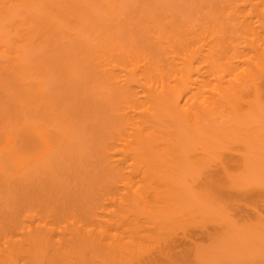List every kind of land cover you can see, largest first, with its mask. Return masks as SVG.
Returning <instances> with one entry per match:
<instances>
[{
  "label": "bare ground",
  "instance_id": "bare-ground-1",
  "mask_svg": "<svg viewBox=\"0 0 264 264\" xmlns=\"http://www.w3.org/2000/svg\"><path fill=\"white\" fill-rule=\"evenodd\" d=\"M68 1L75 2L74 6L67 4ZM54 2L56 0L52 4L57 7H54L52 18L40 20L41 18L38 17L42 16H39L41 10L38 11L40 14L36 15L37 9H40L39 0H0V29L11 32L15 40L24 44H31L33 42L31 39L38 36L48 38L59 35L64 46L70 44L71 35L85 43L99 39L94 45L98 56L92 59L90 64L94 79L87 94L93 101L91 104L94 109L92 108V111L90 109L91 112L87 114H92L91 124L94 126L96 121L93 112L97 113L96 110L100 112L105 109L103 111L106 113L104 112L101 118L97 119L98 114L95 116L96 124L99 125L95 128H98H92L90 124L89 129L95 130V136L101 139L100 143L97 142L98 139H93L95 143L97 142L98 145L94 142L93 144L96 148L98 146L97 152L100 153V158L96 153L93 154L98 159L93 160L94 167L100 163L94 170L97 169L98 172L101 170L99 168L102 167L103 170L104 167L107 174L102 170L95 172L94 178L97 177L99 182L94 179L93 183L99 187L105 180L106 184L103 182L105 186L118 185L120 189L122 187L119 185H124L126 191L121 189L125 193L121 196L115 194V198L113 197L115 192H111L112 196L108 195L112 209L107 212L103 209L99 215L94 211L93 213V205L90 210L96 216L89 218L90 220L86 218V221L85 218L80 217L81 214L75 207L72 209L80 215V220L76 219L79 218L77 216L74 217L75 221L73 219L70 223L67 222L70 221L69 215L65 216L67 220L64 222H59L60 216H56L54 219L59 223H54L56 221L51 218L54 216L52 212L47 213L53 215L47 216L50 220H39L37 218L40 212L37 211L39 214L36 215V212V218L30 216L27 225L16 227L15 232H12L14 234H9L10 237L7 234L0 236V264H29L32 259L38 258L42 250L58 253L65 247L83 252L89 251L97 259H111L116 264H158L155 256L169 255L167 241L173 238L174 230L180 229L185 232L199 221L213 219L209 207L220 202L221 197L228 191H239L243 188L242 185H246L231 169L232 165L236 166L239 162L233 146L239 141L243 143L245 129L253 125L259 118L260 111L264 110V49L260 52L251 51L257 52L255 58H248L252 63L249 64L248 60H244L249 65L244 69L243 66L241 69L236 66L240 70L236 72L235 65L232 67L229 65L232 61L227 59L228 64L222 58L221 60H224L222 62L225 65L227 63L234 70L228 73L231 68L225 70V67L222 70L224 64H219L224 72L220 74L221 70L218 73L213 70L214 64V68L218 69L217 60L213 59L214 62H211L216 56L214 47L211 49V45L210 48L206 46L208 52H202L204 56L201 55V46L198 44L199 39L196 40L195 29L206 24L204 17L201 18L200 15L202 23L197 26L195 15L191 17L196 21L191 17L186 21V18L181 17L182 14H177L180 11L176 10V13H173L167 4L158 3L154 6L153 13L141 15L129 35L120 36V32L111 30L117 26L112 23L114 20H110L117 10L118 0H63L64 5ZM259 3L263 4V1ZM70 7L75 8L72 10ZM256 13L257 11L254 14ZM260 14L261 12L259 16ZM208 17L210 20L211 16ZM230 17L229 19L232 18ZM221 21L223 22V19ZM70 22L73 26L69 24ZM110 24L112 26H109ZM209 28L205 27V29ZM258 28L262 29L261 25ZM205 29L204 32L201 31L203 35ZM208 31L206 30L207 34ZM214 34L215 31L212 32V35ZM254 34L257 35L255 31ZM262 36L264 37V34ZM261 44V48H264V44ZM235 53L237 54L238 51H233V54ZM208 64H211L210 67ZM94 104H97V107H94ZM84 138L80 139V145ZM87 138L86 142L90 141L91 137ZM86 146L89 148L90 145L85 144ZM84 153L90 154V150ZM91 155L92 153L86 156L90 158ZM75 161L78 163L80 160L76 158ZM213 165L218 166V170H213L215 173L212 172ZM98 174L101 177L97 176ZM102 174L107 178L102 180ZM188 178L194 183L188 181ZM189 184L202 186L204 203L197 202V198L187 192L185 185ZM179 185H184L181 186L182 190L180 189L182 192H174L177 186L180 188ZM113 189L117 190V187ZM44 198L47 200L46 197ZM84 202H88L87 199ZM41 204L43 205L44 202ZM100 204L98 205L101 206ZM90 206H86L87 210ZM66 211L68 212L69 209ZM58 212L60 213V210ZM43 215L41 214L42 218ZM83 216L89 217L88 214ZM215 218L217 220H213L219 222L217 223L219 226L225 224L223 222L227 220L223 215ZM262 230L261 225V228L259 226L253 232L260 234ZM258 245L262 252L263 242H259Z\"/></svg>",
  "mask_w": 264,
  "mask_h": 264
},
{
  "label": "rangeland",
  "instance_id": "rangeland-1",
  "mask_svg": "<svg viewBox=\"0 0 264 264\" xmlns=\"http://www.w3.org/2000/svg\"><path fill=\"white\" fill-rule=\"evenodd\" d=\"M39 1L40 5L38 8L40 7V9H37V12L41 10L42 13L40 14V12H38L36 15H42L38 17L41 18L40 20H44L45 18L50 20L49 18H52L54 14L55 6L52 3L55 0L52 2L50 0ZM60 1L61 2L56 0L57 3H64L63 0ZM234 1L235 2H233V0H211L210 2L209 0H118L117 10L110 19L112 21L114 20L112 23L116 24L117 28H112L111 30L120 32V36L123 34L127 36L132 31L133 26L139 21L141 15L145 16L148 13H153L154 6H157L158 3H165L171 12L176 13V10L177 12L180 11L177 14H182L181 17L183 16V18H186V21L190 20L189 18L192 15H195L194 17L197 21L194 17L191 18L198 22V24H196L197 26L201 25V18H206H203L206 25H201L202 28L201 26H199V28L195 27L197 28L195 29L197 33L195 37L196 40L199 39L198 44L201 46V55L204 56L202 52L205 53L208 48L212 46L211 49H213L214 47V55L216 56L211 59V62L217 60L216 62L218 65L216 62L215 63L218 69L216 70V68H214L215 64L213 65V70H215L216 73L220 72L219 70L221 69L224 70L225 67V70H228L232 65H235V68L240 67V69L243 66L242 69H244V67L252 63L249 62L251 60L248 58H255L257 52L264 49L261 48V43L264 44V37L262 36L264 34V27H262L264 25V23H262L264 22V7H262L264 6V0H256V3L255 0H252L251 3L253 4L248 3L250 0ZM262 1L263 4L259 3ZM74 3L75 2L68 1L67 4L74 6ZM83 3L82 5H85ZM229 3H231V5H229ZM63 5H61L62 8ZM204 5L205 7L207 5L212 7V11L208 6L207 8L203 7ZM206 10L209 11L206 12ZM256 11L257 13L254 14ZM218 12H221V14ZM260 12L261 16H259ZM211 14L214 16L217 14L215 17L218 20ZM208 16H211L210 20ZM229 17L231 19H229ZM222 19L223 22L221 21ZM225 19L227 22H225ZM228 19L230 21H228ZM252 20L254 21L252 22ZM71 21L73 22V20ZM218 21L220 23H218ZM251 22L254 25H252ZM69 24L71 25V22ZM229 24L230 26H228ZM260 25L262 29L258 28ZM71 26H73V24ZM109 26L112 25L110 24ZM204 26L210 28L205 29ZM251 26L254 28H251ZM204 29L205 33L203 35ZM210 29L213 30L211 31ZM206 30H210L208 34ZM252 30H254L257 35H255ZM201 31L203 32L201 33ZM214 31L215 34L212 35ZM237 33L240 36L236 35ZM221 35L225 36L222 37ZM236 36L238 37L236 38ZM228 38H230V40H228ZM31 40H33L31 44H24L19 40H15L11 32L0 29V236L7 234L8 237H10L14 234L12 232H15L14 229L16 227L26 226L29 217L32 216L36 218L35 216L39 214L38 212H40V214L37 219L43 221L50 220L48 219V215H50L47 214L48 212L54 214V216L50 215V217L53 216L51 217L53 220L56 219V216H60L59 218L57 217L59 222L67 220L65 216L69 215L68 218L70 221L68 220L67 222L70 223L73 221L74 217H79V214H81L80 217L85 218L86 221V218L89 219L96 216L92 214L93 211L99 215L103 209L105 212L112 209V205L110 201H108L111 200L108 196L111 195V192H115L113 193V197L115 198V194L121 196L126 191L124 185H119L122 187L120 189H118V185L105 186V180L103 181L105 184H103V182V185L101 184L102 187H97V185L93 183L94 179L98 181L97 177L94 178V173L97 172V169H94L95 167L98 168L100 165L99 163L98 166H96V164L94 167L95 161L93 160L96 159L97 156L100 158V153L97 152L99 148L98 146L96 148L95 145L97 142L100 143L101 139L97 135L95 136V130L89 128L91 125L92 128L98 125L96 124L97 120H95L96 114H98L97 119H99L106 113L103 111L105 109L100 110V112L96 110L97 113L93 112L94 121H96L94 122V126L91 124V122H93L91 121L93 118L92 114H87V112H89L90 109L92 111L93 108V101L88 98L87 94L89 92V86L94 79L91 74L90 64L92 63V59L98 56L97 49L94 48V45L99 39L91 41L90 43H85L81 40L78 41L75 36L71 35L69 38L70 44L68 46L63 45L59 35L48 38L38 36V38ZM232 40H235V42H232ZM234 43L238 45L235 46L233 45ZM214 44L217 46L215 47ZM259 44H261V46ZM232 49L234 52L238 51V55L236 53L233 54ZM253 50L257 52H251ZM222 58H224L227 63V59L232 61L230 64L228 63L230 66H228L227 63L225 65V63L222 62L224 60H221ZM244 60H248L249 64ZM219 64H224L225 66L223 65V68H221ZM207 67L205 69H207ZM238 69L239 68L235 69V72L240 71ZM230 70L234 69L231 68L227 72L229 73ZM223 73V71L220 72V74ZM96 105L94 104V107H97ZM99 106H101L100 103ZM258 116L259 118L254 121V124L245 129L243 143L239 141L233 146L235 155L239 158V162L236 166L232 165L231 169L234 174L241 177L246 185H242L243 188L239 191H228L227 194L221 197V201L217 202L219 205L215 204L209 207L211 209L210 215L214 220H217L215 217H220L221 215H223V217L226 216L227 220L223 222L225 224H220L219 226L217 225L219 222L210 219L197 222L194 227L187 229L185 232L180 229L174 230L173 238L171 241H167L169 245L167 253L169 255L158 254L155 256V261H157L158 264H264V248L261 252L260 246L258 245L259 242H263L264 244V110H261ZM97 128L98 127L95 129ZM80 135L83 136L80 137ZM86 136L91 137V142L89 140L86 142ZM79 137L81 140L84 138L82 145H80L81 140ZM93 139L98 140L95 143ZM85 144L88 146L90 145L89 148H87V146L85 147ZM89 150L90 154L92 153L90 158V154L86 153V155H89L87 157L84 153ZM95 153L97 155L96 157L93 155ZM79 154L81 156H79ZM85 157L87 158L86 160ZM76 158L80 160L78 163L75 161ZM97 160L98 159H96V161ZM74 162H76V164ZM217 167L218 166L213 165L212 172L218 170ZM99 169L102 170V167ZM102 171L107 174L104 167ZM76 172L79 175H77ZM99 174L97 176L101 177ZM102 175L103 180L105 176L104 174ZM67 177H69V179ZM187 180L190 182L192 181L189 178ZM112 186L117 187V190L113 189L115 187L112 188ZM181 186L184 187V185ZM181 186L180 188L177 186L174 192H182ZM185 186L189 191L186 188L185 190L190 192V195L196 197L197 202L204 203L205 195L201 185L189 184ZM102 194L105 196L103 197ZM73 195L75 197H73ZM44 197H46L47 200ZM83 197H85V199ZM51 199L52 201H48ZM66 199L70 200L67 201ZM86 199L88 202H84ZM55 201H57V203ZM70 201L72 202L70 203ZM98 201L101 204L97 203ZM42 202H44L45 205H42ZM48 202L50 204L52 203L51 207ZM54 204H56V206ZM66 204H68V208ZM53 205L55 208L58 207L56 209L57 212H55ZM84 205L87 207L91 205L90 208H88L89 211ZM39 207L43 209H39ZM74 207L79 211V214L72 209ZM70 208L72 210H70ZM67 209H69L70 212H67ZM90 209H92V212ZM75 212L76 214H74ZM86 213L89 217L83 216L87 215ZM41 214H45V216L43 215L45 220L42 218ZM80 217L76 219L80 220ZM58 220L53 222L59 223ZM261 225L263 226V230L260 234L253 232L257 227L260 226L261 228ZM9 234L11 235L9 236ZM169 259L170 261L168 262ZM29 264L116 263L111 259H97L89 251L83 252L71 247H65L58 253L42 250L38 258L32 259Z\"/></svg>",
  "mask_w": 264,
  "mask_h": 264
}]
</instances>
